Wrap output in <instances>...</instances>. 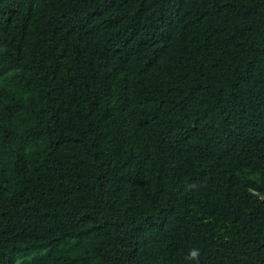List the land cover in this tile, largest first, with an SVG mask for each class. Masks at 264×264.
I'll list each match as a JSON object with an SVG mask.
<instances>
[{"label": "trees", "instance_id": "obj_1", "mask_svg": "<svg viewBox=\"0 0 264 264\" xmlns=\"http://www.w3.org/2000/svg\"><path fill=\"white\" fill-rule=\"evenodd\" d=\"M0 264H264V0H0Z\"/></svg>", "mask_w": 264, "mask_h": 264}, {"label": "clouds", "instance_id": "obj_2", "mask_svg": "<svg viewBox=\"0 0 264 264\" xmlns=\"http://www.w3.org/2000/svg\"><path fill=\"white\" fill-rule=\"evenodd\" d=\"M198 256V250H192L189 254V259H196Z\"/></svg>", "mask_w": 264, "mask_h": 264}]
</instances>
